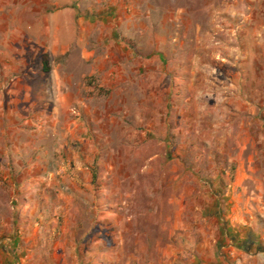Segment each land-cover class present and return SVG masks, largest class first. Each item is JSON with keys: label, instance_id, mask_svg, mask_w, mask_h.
Returning <instances> with one entry per match:
<instances>
[{"label": "rangeland", "instance_id": "obj_1", "mask_svg": "<svg viewBox=\"0 0 264 264\" xmlns=\"http://www.w3.org/2000/svg\"><path fill=\"white\" fill-rule=\"evenodd\" d=\"M116 1L74 4L107 13L108 26ZM145 3L152 9L143 5L135 21L137 57L162 56L174 83L176 58L231 60L221 70L234 79L231 101L223 93L202 102L181 83L165 127L142 120L141 97L129 95L139 87L98 89L92 102L83 92L91 115L77 125H25L18 159L0 153L3 264H264V57L256 44L264 42V0ZM246 45L258 65L241 60ZM104 51L96 50L106 61ZM90 64L75 65L86 86ZM209 70L197 72L207 84Z\"/></svg>", "mask_w": 264, "mask_h": 264}, {"label": "crops", "instance_id": "obj_2", "mask_svg": "<svg viewBox=\"0 0 264 264\" xmlns=\"http://www.w3.org/2000/svg\"><path fill=\"white\" fill-rule=\"evenodd\" d=\"M117 1L114 2L117 5L114 11L109 14L111 24L107 26L102 21L107 13L102 14L98 9L81 12L75 8L76 0H0L1 154L10 153L12 160L18 159L19 149L23 148L18 133L25 125L45 122L52 128L59 127L60 123L69 127L78 123L82 114L91 115L89 101L97 98L98 89L117 88L123 93L126 88L139 87L137 92H129V95L141 97L138 105L144 107V113L143 119L140 118L146 125L159 120L165 127L168 126L164 123L170 109L178 108L172 98L184 94L183 88H178L183 85L181 83L187 85V92L197 99L205 96L218 100V96L225 93L224 100L231 101L234 79L230 72L221 71L223 63L231 64V60L221 58L220 63L206 66V63L195 60L190 63L176 58L172 69L175 83L170 81L169 62H165L162 56L160 60L159 55L153 53L137 57L140 44L135 21L142 15L143 5L148 12L152 7L145 3L146 0ZM89 17L97 19L90 23ZM90 33L94 35V41L87 40ZM256 44L261 48V58L264 57L261 37L257 38ZM101 49L102 52L106 50V61L100 58L102 53L96 52ZM253 49L254 46L246 45L243 56L240 55L248 65L258 59ZM229 51L233 55L234 49ZM77 61L81 67L91 62L90 85L86 86L83 80L77 81ZM255 64L258 65L259 61L256 60ZM207 67L210 69L208 84L204 83L206 77L201 80L203 77L197 75L199 70L205 72ZM188 69L191 70L190 82L185 78ZM255 74L252 72L250 79H259ZM80 76L81 79L86 77L84 73ZM92 76L100 80L94 83ZM219 82L224 83L222 88L217 85ZM84 91H89L90 99L83 95ZM153 98L159 99L160 111ZM94 113L97 117V109ZM211 127L209 123L208 128ZM0 255L3 256V251ZM0 264H3L2 259Z\"/></svg>", "mask_w": 264, "mask_h": 264}, {"label": "trees", "instance_id": "obj_3", "mask_svg": "<svg viewBox=\"0 0 264 264\" xmlns=\"http://www.w3.org/2000/svg\"><path fill=\"white\" fill-rule=\"evenodd\" d=\"M95 181V175L92 174V183Z\"/></svg>", "mask_w": 264, "mask_h": 264}]
</instances>
